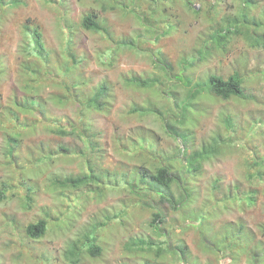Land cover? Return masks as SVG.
Segmentation results:
<instances>
[{
	"label": "trees",
	"instance_id": "obj_1",
	"mask_svg": "<svg viewBox=\"0 0 264 264\" xmlns=\"http://www.w3.org/2000/svg\"><path fill=\"white\" fill-rule=\"evenodd\" d=\"M124 1L93 0L78 22L63 16L64 44L59 50L49 45L43 25L37 19L27 17L19 23L16 73L20 95L16 92L3 103L0 94L3 157L6 165L13 169L12 173L8 168L7 175L0 178V204L16 198L22 209H29L34 205L39 188L31 177V173L37 174L33 162L45 166L48 161L54 159L52 162H55L54 157L66 159L77 155L81 158L79 173L61 170L48 180L51 189L58 190L63 201L73 200L72 193L80 198H90L92 194L102 197L111 188L125 191L126 196L121 198V209L110 212L104 209L68 240L62 255L65 262L76 264L85 257H99L103 251L104 231L120 225L128 228L130 219L147 213V231L129 233L126 238L124 250L128 258L142 255L143 264H220L221 255L228 258V264H241L243 259L245 264H264V242L257 239L255 230L242 219L214 224L204 208H196L195 193H192L205 165L224 145L233 144L230 134L219 131L207 138L197 136V125L208 111V102L248 96L244 91L243 72L235 70L224 76L210 63L227 52L233 36L264 46V7L261 13H256L252 8L258 5V0H230L227 6L233 10L222 13L219 6L223 0H130L129 4ZM23 2L0 0V32L5 26L7 8ZM119 4L124 11L134 13L140 26L116 36L101 13L119 8ZM185 10L202 17L207 27L171 59L150 44L162 35L182 39ZM79 29L96 32L104 39L103 48L94 53L100 65L114 67L125 52H144L152 63L151 69L126 70L118 75V87L133 94L125 113L140 121L125 129L120 125L114 127L109 146L125 164L113 169L104 164L108 145L101 127L95 126L94 118L112 113L115 86L107 79L94 83L91 76L84 74L82 66L90 54L76 46L74 33ZM8 67L0 58V78L8 72ZM47 88L52 90L47 92ZM50 105H70L69 113L53 114ZM147 117L152 119L153 126L145 122ZM43 121L58 140L54 145L41 142L36 155L31 153L26 162H20L23 137L36 131ZM224 123L234 128L230 117L224 118ZM65 139L73 141L70 142L72 147H78L71 148ZM126 161L135 164L130 163V166ZM247 175L253 180L264 178V170L250 171ZM237 189V185L233 190L227 189L215 202L236 199ZM241 199L246 204L255 202L251 191H246ZM43 212L41 217L27 224H22L15 212L3 213L0 232L7 227L15 230L17 237L0 243V264H5L6 249L17 246L18 251L10 257L20 259L25 248L27 252L33 250V241L46 233L50 220L62 219V214L59 216L57 212ZM187 220L195 222L200 239L205 240L203 249L213 254L212 261L201 262L185 243L182 233L176 231V228H186ZM258 233L264 237V223L258 227Z\"/></svg>",
	"mask_w": 264,
	"mask_h": 264
},
{
	"label": "rangeland",
	"instance_id": "obj_2",
	"mask_svg": "<svg viewBox=\"0 0 264 264\" xmlns=\"http://www.w3.org/2000/svg\"><path fill=\"white\" fill-rule=\"evenodd\" d=\"M45 1L24 0L22 4L6 10L4 15L5 26L0 32V58L3 59L4 63H8V72H10L2 74L0 78V94L3 103H7L14 93L19 91L16 73L19 23L27 17L37 19L43 25L44 34L49 45L59 50L64 44L65 35L62 17L65 16L69 21L78 22L93 2V0ZM258 1V5L252 8V12L258 13L259 11L261 13L264 0ZM129 2L130 0L124 1L127 4ZM229 2L230 0H223L219 6L222 13L233 10L227 6ZM184 8L188 9L187 7ZM124 9L127 10V8ZM123 12L126 13L123 14ZM101 14L107 18V23L116 36L129 33L140 26L134 13L129 10L124 11L121 4H119V8L108 9L102 11ZM183 16L185 26H183L182 39L180 36L162 35L158 37L155 43L150 44L154 48H160L161 52L171 59L176 58L178 51L190 45L197 33L207 27V23L202 17H195L190 11L185 10ZM74 38L78 50L81 52L87 50L90 54L89 60L82 66L84 74L91 76L94 83L101 79H107L112 81L115 86L116 96L112 113L109 116H97L94 118V124L98 128L101 127L104 133L103 139L108 145L106 161H104L106 167L113 169L116 166H123L125 160L113 153L109 146L111 133L115 126L120 125L125 129L132 124H136L140 119L138 120L135 116L129 117L125 113L133 99V94L129 90L118 87V75L126 70L143 71L151 69V60L144 52H125L119 57L114 67H106L99 64L97 56L94 54L96 50L103 48L102 45H105L101 34L79 29L75 31ZM208 66H203L202 69L205 70ZM210 66L218 67V71L224 76L235 70L243 72L246 77L243 84L244 91L248 96L246 99L232 97L208 102V111L198 122L197 136L207 138L214 131H219L226 135L230 134L233 144H230V146L224 145L220 153L205 165L203 175L198 178L192 191L193 194L195 193V205L198 209L204 208L205 214L216 225L224 220L242 219L247 226L257 232V239L264 242V237L258 233V227L261 226V223H264V178L259 177V179L253 180L247 175L250 171L264 170V46H255L241 36H233L228 43L227 52L213 60ZM46 90L49 92L52 88ZM18 94L20 95V93ZM50 109L53 114L69 113L70 105L61 107L50 105ZM123 115L125 117H122ZM226 117L232 119L234 128L230 129L224 123ZM144 120L150 126H153L150 117ZM1 133L0 131V178L4 177V174L7 175L8 168L13 173L12 167L6 165L3 157L4 142ZM57 140L49 131L46 122L43 121L36 131L27 133L23 137V143L19 150L20 162H26L31 153L36 155V148L41 142L45 144L53 143L54 145ZM71 141L65 139L66 144H69L71 148H77L78 146L72 147ZM54 158H56L55 162H52L54 159L51 162L46 160L50 165L46 164L45 166H41V162H33V169L36 168L37 174L34 176L31 173V177L39 185L37 194L34 196V205L29 209H22L16 198L2 202L0 204V223L4 212H15L16 218L20 219L22 224H27V222L41 217L44 210L49 211L51 214L57 212L59 216L62 214L60 216L62 219L60 221L50 220L46 233L33 241L35 245L33 250L30 252H27L28 249L26 248V251L22 250L23 254L20 259L10 257L18 251L17 246L6 249L3 255V258L5 256V264H70L65 262L62 256L68 240L74 238L82 227L92 222L93 218L101 215L104 209L107 212L117 211L123 206L121 198L125 197L126 193L119 188H111L110 191L105 190L106 192L102 197L92 194L90 198H80L72 193V196L75 197L73 200L66 198L63 201L60 192L52 190L48 180L54 173L61 170L66 173H79L81 158L77 155L66 159ZM126 163L130 165L132 162L126 161ZM13 180H16L15 177ZM235 185L238 186L237 190L239 192L236 199H225L220 204L215 202L219 201L218 198L223 197V193L227 189L233 190ZM246 191H251V196L255 201L253 204H246L243 202L245 200L241 199ZM214 207H216L215 210ZM173 216L170 215V217ZM170 217H168L169 221ZM148 221L149 215L146 213L141 218L130 219L131 225L128 228L120 225L116 229L112 228L109 231L106 230L107 232L104 231L105 240L102 244V254L97 258L85 257L76 264H143L144 256L142 255L131 258L126 256L124 243L129 233L146 232ZM184 225L188 226L182 230L176 228V231L182 233L181 236L191 251L203 263L212 261L213 254L203 249L202 243H205V240L200 239L199 229L194 226L195 222L187 220ZM16 235L15 230L5 227L4 231L0 232V243L8 239L15 240ZM37 253L40 254L39 257L36 256ZM219 263L228 264V258H223L220 255ZM177 264H181V262ZM241 264H245L244 259Z\"/></svg>",
	"mask_w": 264,
	"mask_h": 264
}]
</instances>
